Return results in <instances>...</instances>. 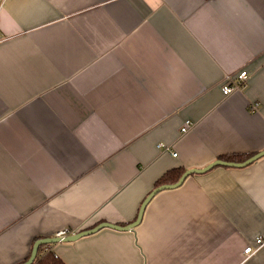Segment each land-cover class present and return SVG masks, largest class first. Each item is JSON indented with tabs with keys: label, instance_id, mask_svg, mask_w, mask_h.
<instances>
[{
	"label": "crops",
	"instance_id": "obj_1",
	"mask_svg": "<svg viewBox=\"0 0 264 264\" xmlns=\"http://www.w3.org/2000/svg\"><path fill=\"white\" fill-rule=\"evenodd\" d=\"M242 71L246 86L225 96L226 75ZM263 151L264 0H2L0 264H24L36 241L64 231L133 223L170 171ZM258 237L264 155L160 191L134 229L43 253L65 264H264V246L243 254Z\"/></svg>",
	"mask_w": 264,
	"mask_h": 264
},
{
	"label": "water",
	"instance_id": "obj_2",
	"mask_svg": "<svg viewBox=\"0 0 264 264\" xmlns=\"http://www.w3.org/2000/svg\"><path fill=\"white\" fill-rule=\"evenodd\" d=\"M2 0H0V6H1ZM264 155V151L251 157L250 159L246 160L245 162L242 163H235V162H226L223 160H217L213 163H211L210 165H208L205 168L202 169H189L187 170L179 179V181L175 184L172 185H162L159 186L157 188H155L147 197L146 199L143 201L138 216L136 218V220L133 223H130L126 226H119V225H114V224H110V223H102L99 224L98 226L89 229V230H84V231H80L77 233H73L64 237H60V236H54V237H47V238H43V239H39L38 241H36L32 247V251H31V255L29 257V259L24 263V264H33L34 260L37 256L39 247L41 245H47V244H55V243H59V242H73L83 236H87L90 234H93L99 230H101L102 228H112V229H116V230H131L136 228L142 221L143 219V215H144V211L146 209V206L148 205V203L151 201V199L160 191L162 190H166V189H174L179 187L184 180L191 174H199V173H204L207 170L211 169L212 167L216 166V165H224V166H229V167H244L247 166L248 164H250L251 162H253L254 160L258 159L259 157Z\"/></svg>",
	"mask_w": 264,
	"mask_h": 264
},
{
	"label": "built area",
	"instance_id": "obj_3",
	"mask_svg": "<svg viewBox=\"0 0 264 264\" xmlns=\"http://www.w3.org/2000/svg\"><path fill=\"white\" fill-rule=\"evenodd\" d=\"M249 79V74L247 71H242L238 74V76L235 78L232 75H226L224 82H223V94L225 96L241 90L243 87L246 86V83ZM192 124L190 122L185 123V125L182 127L181 132L186 133ZM174 156H177V153H173ZM73 233L64 231L61 233H58L56 236L64 237L67 235H70ZM264 246V239L261 237H258L255 241V245H248L244 251L243 254L245 256V259H248L252 257L254 254H256L262 247Z\"/></svg>",
	"mask_w": 264,
	"mask_h": 264
},
{
	"label": "trees",
	"instance_id": "obj_4",
	"mask_svg": "<svg viewBox=\"0 0 264 264\" xmlns=\"http://www.w3.org/2000/svg\"><path fill=\"white\" fill-rule=\"evenodd\" d=\"M235 158V157H234ZM227 160H231L233 158L227 157ZM186 170L184 169H175L173 171L168 172L165 174L159 181L157 185H162L168 182H175L178 181L182 174H184ZM48 245H41L38 250V254L36 256V263L37 264H65L62 260H60L54 253L51 251H45L43 253V248ZM30 257V256H29ZM26 259V261L29 259Z\"/></svg>",
	"mask_w": 264,
	"mask_h": 264
}]
</instances>
